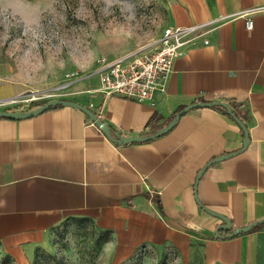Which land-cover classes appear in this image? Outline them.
<instances>
[{
	"label": "crops",
	"instance_id": "1",
	"mask_svg": "<svg viewBox=\"0 0 264 264\" xmlns=\"http://www.w3.org/2000/svg\"><path fill=\"white\" fill-rule=\"evenodd\" d=\"M261 6L264 0H173L168 25L228 17L176 59L164 94L154 102L105 98L89 91L99 85L95 78L77 81L64 97L88 106L121 137L151 135L191 103L226 102L247 125L246 148L241 125L214 105L190 109L156 138L128 143L71 105L0 116V245L16 264H31L37 247L72 218L110 233L114 264L144 246L171 247L182 264L196 253L205 264L255 259L259 232L218 238L224 222L205 208L234 228L264 217V9L243 14ZM20 92L0 87V99ZM232 152L207 167L196 189L201 169Z\"/></svg>",
	"mask_w": 264,
	"mask_h": 264
},
{
	"label": "rangeland",
	"instance_id": "2",
	"mask_svg": "<svg viewBox=\"0 0 264 264\" xmlns=\"http://www.w3.org/2000/svg\"><path fill=\"white\" fill-rule=\"evenodd\" d=\"M172 1L0 0V87L21 91L14 95L19 96L58 86L68 72L90 73L99 58L123 55L159 37ZM261 225L255 259L237 264H264ZM109 238L93 220L72 218L37 247L31 264H114ZM10 256L0 245V264H16ZM133 256L126 264H182L166 246H144ZM191 264H205L200 253Z\"/></svg>",
	"mask_w": 264,
	"mask_h": 264
},
{
	"label": "built area",
	"instance_id": "3",
	"mask_svg": "<svg viewBox=\"0 0 264 264\" xmlns=\"http://www.w3.org/2000/svg\"><path fill=\"white\" fill-rule=\"evenodd\" d=\"M264 6L243 12L244 15L263 10ZM228 16H219L207 22L189 26L167 25L161 35L148 43L123 55L97 60L96 68L87 74L79 71L68 72L62 84L46 90H30L25 94L0 99V108L12 107L18 110L30 108L35 102L64 98L72 86L81 79L98 78V87L90 92H101L105 98L120 96L137 101L154 102L158 95L167 91L170 76L177 58L187 54L199 43V38L216 29ZM254 27V19L248 18L247 28ZM209 44V38L203 40Z\"/></svg>",
	"mask_w": 264,
	"mask_h": 264
},
{
	"label": "water",
	"instance_id": "4",
	"mask_svg": "<svg viewBox=\"0 0 264 264\" xmlns=\"http://www.w3.org/2000/svg\"><path fill=\"white\" fill-rule=\"evenodd\" d=\"M219 102H205V101H201V102H194L191 103L189 105H187L185 108H183L182 110H180L175 119L172 120L167 126L159 129L158 131H156L155 133L148 135V136H124L121 137L119 136L118 133H114L111 131V128L109 126V124L105 121H103L101 118L98 117V115L91 110L88 106L81 104L80 102H77L75 100H71V99H64V98H56V99H52L47 101L45 104L39 106L38 108H35L33 110L27 111V112H19V111H7V110H0V116H4V117H10V118H23V117H29V116H35L37 114H40L52 107H55L57 105H71V106H75L80 108L81 110L85 111L91 118L92 120L114 141L119 142V143H128V142H133V141H144V140H149V139H153L156 138L166 132H168L170 129H172L175 124L177 123V121L181 118L182 115H184L187 111H189L192 108L195 107H199V106H212V105H216ZM222 106H224L228 113L241 125L242 129L244 130V134H245V139H244V146L243 148H246L249 144L250 138H249V133H248V128L247 125L244 123V121L233 111V109L229 106V104H227L226 102H221L220 103ZM236 152H232L229 154H225V155H221L218 156L216 158H213L212 160H210L208 162L207 165H205L201 171L199 172L196 182H195V187L197 189L198 187V182L201 178V176L203 175V173L205 172V170L207 169L208 166H210L211 164L224 160L227 157H229L230 155H234ZM205 208V207H204ZM207 211H209L211 214L218 216L219 218H221L223 220L224 223L218 225V227L215 230L216 236L218 238H223L224 235L221 233L222 231H229L230 229H232L233 227V222L224 214L209 210L207 208H205ZM264 223V217L260 218L258 220H255L253 222H250L249 224L245 225V226H239L234 228L229 234V237L232 236H236L242 233H247L250 230H252L255 226Z\"/></svg>",
	"mask_w": 264,
	"mask_h": 264
},
{
	"label": "trees",
	"instance_id": "5",
	"mask_svg": "<svg viewBox=\"0 0 264 264\" xmlns=\"http://www.w3.org/2000/svg\"><path fill=\"white\" fill-rule=\"evenodd\" d=\"M215 107H218V108H220L222 111H224L225 113H228V111H227V109L224 107V106H222L220 103H217L216 105H214ZM261 227H263V225H261V224H259V225H257V226H255L252 230H250L249 232H247V233H251V232H255V231H258L259 229H261ZM234 229V227H232V229H230L229 231H222L221 233L224 235V237L223 238H229V236H228V234L232 231ZM243 234V233H242ZM110 239V238H109ZM109 239H108V241H109ZM197 254V253H196ZM196 254H195V257H196ZM11 257V256H10ZM195 257H194V259H195ZM202 258V257H201ZM194 261V260H193ZM192 261V262H193ZM191 262V263H192Z\"/></svg>",
	"mask_w": 264,
	"mask_h": 264
}]
</instances>
